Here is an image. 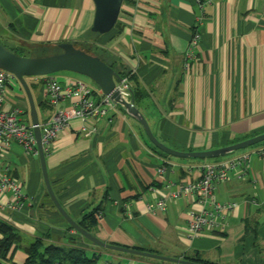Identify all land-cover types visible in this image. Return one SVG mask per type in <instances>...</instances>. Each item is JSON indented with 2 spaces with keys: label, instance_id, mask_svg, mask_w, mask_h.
Wrapping results in <instances>:
<instances>
[{
  "label": "crops",
  "instance_id": "obj_1",
  "mask_svg": "<svg viewBox=\"0 0 264 264\" xmlns=\"http://www.w3.org/2000/svg\"><path fill=\"white\" fill-rule=\"evenodd\" d=\"M94 13L93 0H0V32L12 31L5 39L13 49L75 42L126 73L134 104L156 138L173 149H215L264 133V0H204L202 6L196 0H124L114 28L104 34L91 31ZM56 77L63 86L80 79L66 71ZM44 81L45 76L28 80L39 121L70 105L68 98L49 104ZM15 83L7 87L5 108L16 104L29 114L27 97ZM82 125L70 120L45 152L53 192L74 221L95 210L91 233L107 243L212 264H264V156L256 152L264 141L216 160H194L159 150L119 105L109 119L87 124L95 125L92 134L85 135ZM243 153L250 154L246 173L238 177L233 171L214 189L219 202L237 204L224 230L187 235L188 212L199 207L193 196L169 199L165 210L147 208L160 198L158 191L167 192L165 181L196 180L204 162ZM4 171L21 189L20 198L0 190V221L21 241L0 264H22L23 248L37 239L80 246L100 264L155 260L94 246L82 237L51 200L38 153L27 155L11 143L0 153Z\"/></svg>",
  "mask_w": 264,
  "mask_h": 264
},
{
  "label": "built area",
  "instance_id": "obj_2",
  "mask_svg": "<svg viewBox=\"0 0 264 264\" xmlns=\"http://www.w3.org/2000/svg\"><path fill=\"white\" fill-rule=\"evenodd\" d=\"M196 2L202 6L204 0H196ZM198 39L197 32L191 40V48L196 47ZM14 82H17L14 75L0 68V153L15 142L21 146L25 154H36L38 149L34 125L31 120L25 119L28 111L16 104L5 108L7 87ZM44 85L49 104L56 106L66 98L70 100L68 108L56 109L46 120L39 121L44 153L59 133L69 125L70 120L80 119L83 123L81 131L85 135H90L95 132L96 127L95 125L88 127L87 124L99 118L109 119V112L118 106L108 95L101 94L100 97L95 98V92L80 79H74L63 86L55 74H50L45 76ZM116 88L124 99L130 100L132 92L128 76L122 77ZM256 152L264 156V147ZM249 166V153L236 155L223 161L204 162L199 166L201 175L196 180L178 184H174L171 180L165 181L163 187L167 192L158 191L160 198L148 203L147 208L165 210L169 199L193 196L199 207L188 212L187 235L191 238L197 237L206 229L222 231L226 227L227 215L237 204L234 201L219 202L214 195L215 186L219 182L229 180L233 171L238 177L243 176ZM157 171L161 174L165 171V167L160 166ZM4 189H10L17 198H20L21 186L18 180L6 171L0 173V190ZM18 204L19 202L16 201L13 207Z\"/></svg>",
  "mask_w": 264,
  "mask_h": 264
},
{
  "label": "water",
  "instance_id": "obj_3",
  "mask_svg": "<svg viewBox=\"0 0 264 264\" xmlns=\"http://www.w3.org/2000/svg\"><path fill=\"white\" fill-rule=\"evenodd\" d=\"M93 1L95 4V13L91 31L100 34L107 33L114 28L124 0ZM57 46L61 51L56 54L26 57L10 51L9 49L5 48V46L0 42V68L14 75L27 97L30 119L32 124L34 125V133L36 137L37 149L41 162L44 182L49 196L57 210L68 221V223L77 230V232H79L83 237L96 244L97 246L175 264H205L187 260L184 258L169 257L155 252L138 249L136 247H127L104 242L93 235L91 232L82 228L69 216V214L64 210V208L57 200L48 178L45 153L42 147L41 133L38 126L39 118L37 108L27 78L46 76L61 71H71L88 77L99 86L102 94L108 95L119 106H121L127 112V114H129L132 118H134L141 124L145 134L155 147H157L164 153L176 157L205 159L225 156L234 151L245 149L264 141V133L215 149L202 151H180L173 149L169 146H166L156 138L145 116L134 104L133 98L131 97L130 100H126L121 96L120 92L116 88L117 83L121 80V76L118 72H116L99 56L90 54L83 49L78 48L73 42H61L57 44Z\"/></svg>",
  "mask_w": 264,
  "mask_h": 264
},
{
  "label": "trees",
  "instance_id": "obj_4",
  "mask_svg": "<svg viewBox=\"0 0 264 264\" xmlns=\"http://www.w3.org/2000/svg\"><path fill=\"white\" fill-rule=\"evenodd\" d=\"M73 43L77 46L75 42ZM119 75L121 77H124L126 76V73L123 74L119 73ZM78 224L82 228L91 232L92 228L96 225L95 210H91L90 212L86 213L83 216V218L80 221H78ZM20 241H21V236L15 231V229L8 223L0 221V261L3 259H7V256L12 246H18ZM138 249H142V248H138ZM23 250L26 254V258L22 264H100L95 255L89 256L87 254V251L80 246H73V245L63 246V245L50 244V243L47 244L44 243L42 240L37 239L26 245L23 248ZM184 259L205 263V264H212L198 257L185 256ZM154 261H159V260H154ZM105 264H119V263H105ZM152 264H157V263L154 262Z\"/></svg>",
  "mask_w": 264,
  "mask_h": 264
},
{
  "label": "rangeland",
  "instance_id": "obj_5",
  "mask_svg": "<svg viewBox=\"0 0 264 264\" xmlns=\"http://www.w3.org/2000/svg\"><path fill=\"white\" fill-rule=\"evenodd\" d=\"M10 34L14 35L12 33V31L6 30V29L3 30V33L0 32V42L5 46V48L10 49V51L12 50L13 52L18 53L19 55L26 56V57H36V56L52 55V54H56V53L60 52L58 46H50V47H46V48H35V47L28 48V47H22L21 46L22 49H13L12 45L5 39V36L6 35H10ZM61 72H65V71H61ZM66 72H71V71H66ZM71 73L74 74L75 76L79 77L90 89H92L95 92V96H94L95 98L101 96V94H102L101 89L99 88V86L94 81H92L88 77L83 76L81 74H78V73H75V72H71ZM31 78H33V77H29L28 80H30ZM15 85H18L17 82L15 83ZM25 119H26V121L31 120L30 119V113L25 115ZM240 150H242V149H240ZM235 152H237V151H235ZM226 156L227 155L219 156V157H215V158H205V159L196 158L194 160H210L211 161V160H216V159H219V158H222V157H226ZM87 241L89 243H91L88 239H87ZM92 244L94 246H97L94 243H92ZM87 254L89 256L92 255L90 252H87ZM150 260H151L152 263H154V262L157 263V264L163 263L160 260L159 261H154L152 259H150ZM155 260H157V259H155Z\"/></svg>",
  "mask_w": 264,
  "mask_h": 264
},
{
  "label": "flooded vegetation",
  "instance_id": "obj_6",
  "mask_svg": "<svg viewBox=\"0 0 264 264\" xmlns=\"http://www.w3.org/2000/svg\"><path fill=\"white\" fill-rule=\"evenodd\" d=\"M55 75H56V73H55ZM122 78V77H121Z\"/></svg>",
  "mask_w": 264,
  "mask_h": 264
}]
</instances>
